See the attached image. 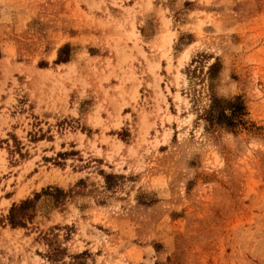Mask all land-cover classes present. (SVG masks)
<instances>
[{"label": "rangeland", "instance_id": "obj_1", "mask_svg": "<svg viewBox=\"0 0 264 264\" xmlns=\"http://www.w3.org/2000/svg\"><path fill=\"white\" fill-rule=\"evenodd\" d=\"M0 264H264V0H0Z\"/></svg>", "mask_w": 264, "mask_h": 264}, {"label": "trees", "instance_id": "obj_2", "mask_svg": "<svg viewBox=\"0 0 264 264\" xmlns=\"http://www.w3.org/2000/svg\"><path fill=\"white\" fill-rule=\"evenodd\" d=\"M240 108H238L236 105L234 106V110H233V112H232V115L230 116V117H232L235 113H238V110H239ZM222 115H224V114H222ZM226 117H228L227 115H225V118ZM218 118H224L223 116H221V112L219 113V115H218ZM27 204L26 203H23L22 205H20L18 208H14L12 211L14 212V211H16V210H18V211H21V210H24V208H25V206H26Z\"/></svg>", "mask_w": 264, "mask_h": 264}]
</instances>
